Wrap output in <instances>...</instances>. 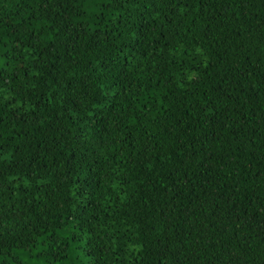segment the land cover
<instances>
[{
  "label": "trees",
  "instance_id": "16d2710c",
  "mask_svg": "<svg viewBox=\"0 0 264 264\" xmlns=\"http://www.w3.org/2000/svg\"><path fill=\"white\" fill-rule=\"evenodd\" d=\"M70 263L264 264V0H0V264Z\"/></svg>",
  "mask_w": 264,
  "mask_h": 264
},
{
  "label": "rangeland",
  "instance_id": "374dc122",
  "mask_svg": "<svg viewBox=\"0 0 264 264\" xmlns=\"http://www.w3.org/2000/svg\"><path fill=\"white\" fill-rule=\"evenodd\" d=\"M78 247V246H77ZM76 247V248H77ZM75 257L78 259V260H80V261H82V262H87V257H84V256H82L81 255V252H80V249H76V254H75ZM71 264V263H70Z\"/></svg>",
  "mask_w": 264,
  "mask_h": 264
}]
</instances>
